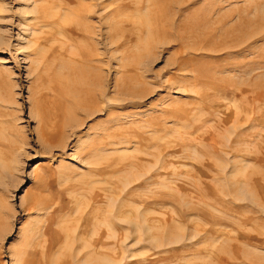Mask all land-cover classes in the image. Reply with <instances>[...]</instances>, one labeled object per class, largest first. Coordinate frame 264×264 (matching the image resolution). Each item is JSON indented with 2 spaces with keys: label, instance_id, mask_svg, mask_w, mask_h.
I'll return each mask as SVG.
<instances>
[{
  "label": "rangeland",
  "instance_id": "1",
  "mask_svg": "<svg viewBox=\"0 0 264 264\" xmlns=\"http://www.w3.org/2000/svg\"><path fill=\"white\" fill-rule=\"evenodd\" d=\"M0 264H264V0H0Z\"/></svg>",
  "mask_w": 264,
  "mask_h": 264
}]
</instances>
